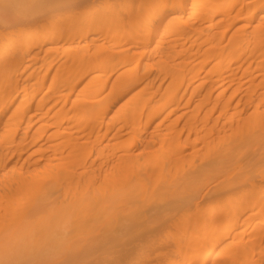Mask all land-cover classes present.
Returning <instances> with one entry per match:
<instances>
[{
	"label": "rangeland",
	"instance_id": "1",
	"mask_svg": "<svg viewBox=\"0 0 264 264\" xmlns=\"http://www.w3.org/2000/svg\"><path fill=\"white\" fill-rule=\"evenodd\" d=\"M227 1L63 0L61 5L36 6L32 11H25L20 3L0 7L2 37L13 35L23 40L21 53L14 54L19 57L18 66L0 77V89H41L49 92L46 100L50 106H61L83 91L104 94L123 87L133 92L165 87L161 76L175 69L187 67L186 72L205 74L221 55H231L228 43L245 23L232 20L241 19L243 13L258 9L263 2L236 0L228 10ZM174 3L180 6L164 13ZM217 5L222 6L221 12H215ZM249 18L251 23L259 21ZM51 34L59 36L39 42ZM239 54V50L233 54L237 60ZM184 61L187 65L181 64ZM234 68L239 75L226 85L225 95L214 91L192 97L182 92L181 106L158 116H153L154 112L162 103L171 102L170 97L159 95L150 106L119 109L118 156L108 155V162L103 163L97 155L99 147L112 154V142L86 143L82 156L72 158L66 188H33L13 196L0 192V233L19 226L17 215L24 211L34 212L33 217L71 212L69 219L62 220V231L56 229L49 235L38 258L29 256L32 258L26 261L25 255L24 263L15 259L1 264H171L179 255L170 258L165 254L175 247L166 241L189 239V233L197 229L194 223L200 213L190 211L195 200L200 201L203 214L211 206L228 205L220 219L222 230L236 229L217 250L225 252L231 246L234 256L226 254L216 264H264V198L259 200L264 196V68L255 60L239 61ZM10 82L16 85H7ZM256 85L263 87L255 90ZM60 93L70 97L52 100ZM128 112L133 113L126 116ZM256 136L261 142L245 146L229 166L189 185L181 184L196 165L240 139ZM255 159L260 161L253 163ZM113 164H118V170L111 169ZM246 170H254L257 182L248 195L249 184L227 191L220 201L206 195ZM112 171H117L118 178V225L105 219L114 220L112 209L104 214L91 205L89 214V207L85 209L84 202L76 201L86 190L108 193L105 178ZM254 210L260 211L256 217L250 215ZM171 214L189 215L192 223L187 229L179 226L145 238L139 245L127 234L131 233V219ZM70 239L71 248L66 246Z\"/></svg>",
	"mask_w": 264,
	"mask_h": 264
},
{
	"label": "bare ground",
	"instance_id": "2",
	"mask_svg": "<svg viewBox=\"0 0 264 264\" xmlns=\"http://www.w3.org/2000/svg\"><path fill=\"white\" fill-rule=\"evenodd\" d=\"M62 2L63 0H0V7L6 9L20 3L25 11H32L36 6L50 7L56 4L61 5ZM235 2L236 0L227 1L228 10H232ZM179 6L174 3L164 13L173 11ZM221 10V5L215 7V12H221ZM249 15L259 21L251 23ZM0 18L2 17L0 16ZM242 20H245V23L238 26L234 32V39L228 43L231 55H221L212 62L210 69L205 74L186 72L184 70L187 67L181 70L175 69L170 73L166 72L161 76V82L165 84V87L160 85L157 88L152 87L134 92L130 87H123L104 94H99L97 91H83L81 95L72 99L70 104L61 106H50L49 99L46 100L49 92H44L41 89H24L20 92L15 88L0 89V192L2 196H13L33 188L43 190L66 188L70 182L72 158L82 156L88 142H91L93 146H98L104 141L112 142V154L110 151L102 150L103 147H99L97 155L103 163L108 162V155L116 154L117 157L118 110L121 108L150 106L160 95L162 98L170 97L172 101L162 103L153 116L162 113L170 114L181 106L180 93L182 92L183 94L191 93L192 97L198 93L210 94L214 91L225 95L228 91L226 85L238 78L239 74L234 65L239 61L255 60L264 68V0L258 9L252 12L247 11L243 13L241 19L237 17L232 21L240 24ZM58 36L57 34L46 35L39 42L53 40ZM22 41L13 35L4 39L0 32V77L18 66L19 57L14 54L21 53ZM238 50L240 54L237 60L233 54ZM186 62L181 64L187 65ZM12 84L16 85L14 82L7 85L11 86ZM262 87L256 85L254 89L259 90ZM65 97L69 98L70 95L60 93L52 100ZM132 113L128 112L126 116H130ZM142 133L143 131L139 129L138 135ZM261 140L262 138L258 136L240 139L234 146L219 151L210 159L196 165L181 184L186 186L203 176L216 174L229 166L234 158L243 154L245 146L251 148ZM257 153L255 150V154ZM259 159H255L253 163L261 160ZM111 169L118 170V164L111 165ZM116 172H110L111 176L105 178L107 180L105 184H108L105 188L109 189L108 193L95 194L86 190L77 195L76 201L84 202L85 209L91 205L98 206L101 213L104 214H109L108 208L112 209L114 220L105 219L118 225V178L115 177ZM263 178L264 175L261 176V179ZM245 184L251 186L245 192L248 195L257 185V182L254 181V170H246L237 176L233 175L227 182L216 185L206 195L214 199L213 201H220L224 193ZM168 186L175 187L176 183H168ZM47 194L50 193L43 195ZM263 198L264 196L260 195L259 200L261 201ZM227 208L228 205L211 206L203 214L200 212V201H193L190 211L200 213V218L195 223L193 221L197 229L189 233V239L180 240L173 237L166 241L168 245L173 243L175 247L171 253L169 251L165 254L170 258L175 254L179 255L171 264H216L226 257V254L233 257L231 246L225 252L224 250L217 251L224 240L236 231V229L222 230L224 222H221L220 219L228 210ZM91 209L93 208L89 207V214L93 211ZM242 209L243 205H241ZM33 213L24 211L18 214L20 225L0 233V264L13 262L15 259H20L24 263L25 255L27 256L26 261H30L34 256L38 258V255L43 252V244L47 242L49 235H52L56 229L62 231V220L69 219L71 216V212L59 214L50 212L44 215L34 214L33 217ZM259 214L260 211L257 210L250 213L253 217ZM188 216L178 217L171 214L153 219L137 217L128 221L131 233L127 234H131L135 244L139 245L145 238L155 237L165 231H171L173 228L183 226L184 229H187L192 223ZM261 227L264 229V221L261 222ZM184 234H186L185 230ZM107 236L104 235L103 238L107 239ZM114 238L118 239V236L114 234ZM66 246L71 248V239Z\"/></svg>",
	"mask_w": 264,
	"mask_h": 264
}]
</instances>
